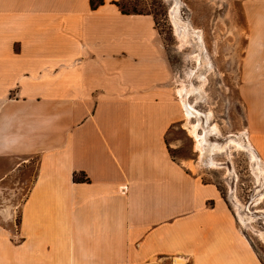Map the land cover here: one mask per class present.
<instances>
[{
  "label": "crops",
  "instance_id": "0c3cea01",
  "mask_svg": "<svg viewBox=\"0 0 264 264\" xmlns=\"http://www.w3.org/2000/svg\"><path fill=\"white\" fill-rule=\"evenodd\" d=\"M102 1L0 0V264H262L168 152L183 111L153 18ZM263 42L239 92L264 168Z\"/></svg>",
  "mask_w": 264,
  "mask_h": 264
},
{
  "label": "rangeland",
  "instance_id": "374dc122",
  "mask_svg": "<svg viewBox=\"0 0 264 264\" xmlns=\"http://www.w3.org/2000/svg\"><path fill=\"white\" fill-rule=\"evenodd\" d=\"M98 1L94 0L95 3ZM172 3V0H118L116 5L121 13L153 18L170 61L169 90L174 93L177 82H189L185 78L187 69H197L198 66L191 57V49L182 48L174 35L169 18ZM177 3L181 20L201 32L204 54L212 65V69L205 73L206 81L201 82L195 77L190 80L193 86H201V99L195 109L207 115L208 129L205 125L200 126L199 134L205 133L203 148L205 157H208L213 153L214 145L224 146L230 139L229 135L237 140L247 131L245 103L239 86L247 81L243 74L248 44L253 43L255 49L256 41L264 40V0H177ZM192 100L193 97H189L187 102ZM187 127L183 112L180 122L166 136L170 156L174 161L185 164L191 173L201 176L204 182L217 187L238 227L264 264V242L260 238L264 233V197L257 201L259 192L264 195V187L258 186L249 154L228 147L227 153L213 156L218 165L212 166L204 159L205 165L193 168L191 166L198 162L201 154L197 152ZM213 129L217 133L211 131ZM244 140L248 141L246 134ZM33 169L29 166L25 170L23 177H28V181ZM237 212L246 220L244 226L240 224Z\"/></svg>",
  "mask_w": 264,
  "mask_h": 264
},
{
  "label": "bare ground",
  "instance_id": "6f19581e",
  "mask_svg": "<svg viewBox=\"0 0 264 264\" xmlns=\"http://www.w3.org/2000/svg\"><path fill=\"white\" fill-rule=\"evenodd\" d=\"M172 6L169 10V18L171 20V24L173 27L174 35L177 37L178 41L181 43L180 46L183 48H190L191 49V57L194 59L195 63L197 64V69H187L185 72V78L189 80L188 83H185V81L180 80L177 82V88L174 89V96L177 97L179 104L182 108V111L185 113V119L188 123L187 131L189 135L194 139L195 141V148L199 155L201 156L197 163H194L191 167L193 168H199L202 165H205V160H207L208 164L215 166L219 163H216L214 160L215 154L224 153L226 151V148H234L237 151H245L249 154V161L253 165V172L257 179L258 186L264 187V168L263 164L260 161V159H257V156L252 151V147L249 143V141H245L244 136L242 135L238 137V139H233V135H229L230 138L226 144L223 145H214L213 153H210L211 156L205 157L204 151H206L204 147V134H199L200 126L207 125V115L202 114L199 111L195 109L196 103L199 99H201V86L195 87L192 83H190V80L192 81V78L195 77L196 79L202 81H206L205 79V73L206 71H209L212 69V65L207 58V56L204 54L205 51L203 49V43L201 41V32L193 29L189 23L183 22L180 18V6L179 3H177V0H172ZM195 80V79H194ZM189 97H193V100L190 102H187V99L189 100ZM194 120V121H193ZM208 129V127H206ZM210 130V129H209ZM217 133L215 129L211 130ZM210 133V131H209ZM250 149V151H249ZM208 166V165H207ZM259 191V190H258ZM258 193V192H257ZM259 198L257 201H260L263 199L264 195L263 193L259 192L257 194ZM235 207V206H234ZM237 210V208L235 207ZM237 216L239 219V222L242 226L246 224V220L243 219V217L238 214ZM260 238L264 242V233L260 234Z\"/></svg>",
  "mask_w": 264,
  "mask_h": 264
},
{
  "label": "trees",
  "instance_id": "16d2710c",
  "mask_svg": "<svg viewBox=\"0 0 264 264\" xmlns=\"http://www.w3.org/2000/svg\"><path fill=\"white\" fill-rule=\"evenodd\" d=\"M89 3H90L91 9H96L98 6L103 5V1L102 0H99L96 3L94 2V0H89ZM122 14H124V13H122ZM73 180L75 182H85L86 181L84 179L78 178L77 176H74Z\"/></svg>",
  "mask_w": 264,
  "mask_h": 264
},
{
  "label": "built area",
  "instance_id": "2783aa9c",
  "mask_svg": "<svg viewBox=\"0 0 264 264\" xmlns=\"http://www.w3.org/2000/svg\"><path fill=\"white\" fill-rule=\"evenodd\" d=\"M121 191H122L123 193H125V192H126V187H122V188H121Z\"/></svg>",
  "mask_w": 264,
  "mask_h": 264
}]
</instances>
